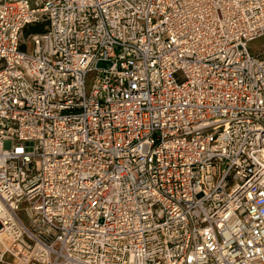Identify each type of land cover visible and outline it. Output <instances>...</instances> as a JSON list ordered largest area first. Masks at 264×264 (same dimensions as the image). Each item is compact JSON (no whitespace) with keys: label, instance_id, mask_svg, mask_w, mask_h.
<instances>
[{"label":"built area","instance_id":"2783aa9c","mask_svg":"<svg viewBox=\"0 0 264 264\" xmlns=\"http://www.w3.org/2000/svg\"><path fill=\"white\" fill-rule=\"evenodd\" d=\"M262 37L264 0H0V264H264Z\"/></svg>","mask_w":264,"mask_h":264},{"label":"rangeland","instance_id":"374dc122","mask_svg":"<svg viewBox=\"0 0 264 264\" xmlns=\"http://www.w3.org/2000/svg\"><path fill=\"white\" fill-rule=\"evenodd\" d=\"M27 35V33H26ZM251 49L253 53H259L264 51V37L259 38L251 44Z\"/></svg>","mask_w":264,"mask_h":264},{"label":"trees","instance_id":"16d2710c","mask_svg":"<svg viewBox=\"0 0 264 264\" xmlns=\"http://www.w3.org/2000/svg\"><path fill=\"white\" fill-rule=\"evenodd\" d=\"M45 32V28L41 25H34L26 29L27 34H40Z\"/></svg>","mask_w":264,"mask_h":264},{"label":"water","instance_id":"95a60500","mask_svg":"<svg viewBox=\"0 0 264 264\" xmlns=\"http://www.w3.org/2000/svg\"><path fill=\"white\" fill-rule=\"evenodd\" d=\"M98 66L99 67H105L106 66V63L105 62H100V63H98Z\"/></svg>","mask_w":264,"mask_h":264},{"label":"bare ground","instance_id":"6f19581e","mask_svg":"<svg viewBox=\"0 0 264 264\" xmlns=\"http://www.w3.org/2000/svg\"><path fill=\"white\" fill-rule=\"evenodd\" d=\"M13 264V263H12Z\"/></svg>","mask_w":264,"mask_h":264}]
</instances>
